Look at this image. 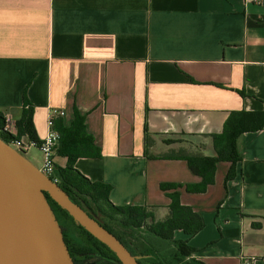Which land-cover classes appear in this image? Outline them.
I'll use <instances>...</instances> for the list:
<instances>
[{"label":"crops","instance_id":"obj_1","mask_svg":"<svg viewBox=\"0 0 264 264\" xmlns=\"http://www.w3.org/2000/svg\"><path fill=\"white\" fill-rule=\"evenodd\" d=\"M26 91L41 140L50 107L65 127L77 109L100 156L76 168L111 184L114 204L163 219L172 199L161 184L202 176L162 156H214L232 111L264 113V0H0V112L21 118ZM239 145L234 178L222 161L206 192L178 188L205 227L175 237L204 264H264V127Z\"/></svg>","mask_w":264,"mask_h":264},{"label":"trees","instance_id":"obj_2","mask_svg":"<svg viewBox=\"0 0 264 264\" xmlns=\"http://www.w3.org/2000/svg\"><path fill=\"white\" fill-rule=\"evenodd\" d=\"M27 91L24 94V109L21 118L16 120L17 135L8 136L3 132L5 116L0 112V136L8 143L28 137L39 147L41 139L34 123V109L29 103ZM75 120L70 127L61 121L55 122V129L61 139L55 148L58 156L67 159L66 165L56 163L52 178L70 195L71 199L82 206L101 225L115 234L139 258L141 264H204L193 255L198 249L187 240L177 239L175 232L183 230L189 235L200 232L205 227L203 215L192 206L181 202L178 188L185 187L188 192L204 193L215 183L217 165L230 161L231 169L227 179L236 175L237 163L242 160L240 137L250 131L264 127V113L258 111L236 110L227 118L223 130L212 135L216 155L183 154L163 155L164 158H183L188 161L192 171L202 176L199 183H162L161 188L168 192L172 202L168 214L157 219L152 207L145 205H116L110 200L113 186L100 181H92L76 168L81 156H100L90 152L87 142L82 138L85 133V117L76 109ZM55 154V155H56ZM89 154V155H88ZM174 189V192L168 190ZM51 205L65 232L66 243L76 264H123L117 254L105 243L79 224L75 218L51 196ZM258 226V223H255Z\"/></svg>","mask_w":264,"mask_h":264},{"label":"water","instance_id":"obj_3","mask_svg":"<svg viewBox=\"0 0 264 264\" xmlns=\"http://www.w3.org/2000/svg\"><path fill=\"white\" fill-rule=\"evenodd\" d=\"M51 196L123 264H141L51 177L0 136V264H76Z\"/></svg>","mask_w":264,"mask_h":264},{"label":"built area","instance_id":"obj_4","mask_svg":"<svg viewBox=\"0 0 264 264\" xmlns=\"http://www.w3.org/2000/svg\"><path fill=\"white\" fill-rule=\"evenodd\" d=\"M247 1L255 2V3L261 2V0H247ZM64 114H65V111L62 108H58V107L49 108V117H48L49 130L47 134L45 135V137L42 139L41 143L39 144V148L44 153V164H43V167L40 169L41 171H43L46 175H48L51 178L55 173V165H56L55 148L61 139L60 132L55 129V119L57 117L64 116ZM4 116L6 119V123L4 125L3 132L7 134L8 136L17 135L18 130L16 127V121L9 114H5ZM24 138H28V137H23L20 141H14L11 143V145L16 150L20 152H25L24 151L25 145L23 143ZM31 144L35 145L33 142H31ZM52 179L58 183V179L56 177ZM244 264H253V263L251 260H245Z\"/></svg>","mask_w":264,"mask_h":264},{"label":"rangeland","instance_id":"obj_5","mask_svg":"<svg viewBox=\"0 0 264 264\" xmlns=\"http://www.w3.org/2000/svg\"><path fill=\"white\" fill-rule=\"evenodd\" d=\"M24 145H25V152H22V154L35 166H37L38 168H42L43 164H44V153L43 151L31 144L30 140L28 138H24L23 141ZM99 264H107L103 261H100Z\"/></svg>","mask_w":264,"mask_h":264}]
</instances>
